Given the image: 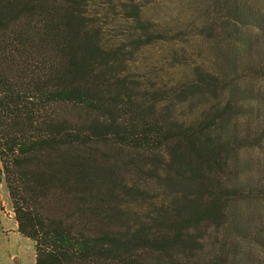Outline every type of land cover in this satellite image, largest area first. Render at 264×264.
Masks as SVG:
<instances>
[{"label": "trees", "instance_id": "1", "mask_svg": "<svg viewBox=\"0 0 264 264\" xmlns=\"http://www.w3.org/2000/svg\"><path fill=\"white\" fill-rule=\"evenodd\" d=\"M208 4L212 56L175 49L189 74L162 83L133 56L178 36L140 8L114 39L88 0H0V173L35 264H264L247 249L264 248V161L246 154L264 141V49L241 32L264 10Z\"/></svg>", "mask_w": 264, "mask_h": 264}, {"label": "rangeland", "instance_id": "2", "mask_svg": "<svg viewBox=\"0 0 264 264\" xmlns=\"http://www.w3.org/2000/svg\"><path fill=\"white\" fill-rule=\"evenodd\" d=\"M88 0L87 10L97 14V21L106 26L109 37L122 39L127 35L129 22H125L130 12V7L140 8L142 18L153 25H158L156 29L166 31L171 38H175L172 44L158 41L150 47L144 48L140 54L133 56L135 60L136 76L154 77L157 81L175 82L182 77H187L189 69L176 65V60L171 53L177 49L178 53L182 50L188 55L189 59H203L212 56L211 46H204V50L198 49L199 44L207 42L206 35L200 33L202 21L207 18L206 6L209 0H114L117 5V16L113 17L106 10L101 11L90 5ZM240 7L251 5L264 10V0H238ZM129 8L126 12L124 9ZM98 10V13H97ZM99 23V24H100ZM125 32V33H124ZM242 33L251 37L252 41L263 47L264 29L254 27L244 28ZM181 34V35H180ZM125 40V38L123 39ZM172 59V60H171ZM176 65V66H175ZM255 89L262 90L264 94V82L257 78L252 79ZM248 102H242L246 104ZM245 154V153H243ZM251 158L264 161V141L254 149L246 152ZM1 169V164H0ZM254 208L255 212L261 214V205ZM245 242H240L244 245ZM249 245V244H248ZM255 245V244H254ZM250 244L247 249L253 253L264 257V248ZM243 248V247H242ZM241 248V249H242ZM0 264H35L34 243L30 239L21 236L17 231V225L12 212L10 200L3 176L0 173Z\"/></svg>", "mask_w": 264, "mask_h": 264}]
</instances>
